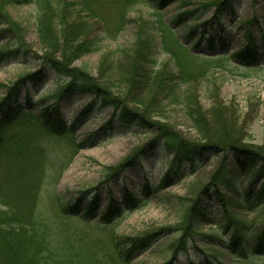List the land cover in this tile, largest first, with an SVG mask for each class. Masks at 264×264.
Returning <instances> with one entry per match:
<instances>
[{
	"label": "rangeland",
	"instance_id": "374dc122",
	"mask_svg": "<svg viewBox=\"0 0 264 264\" xmlns=\"http://www.w3.org/2000/svg\"><path fill=\"white\" fill-rule=\"evenodd\" d=\"M87 1L88 3L85 1L82 4L87 5L88 10L94 11L99 16V18H91L89 14L82 15L88 27L87 36L90 40H95L98 50L71 63L68 62L70 63L68 65L72 68H85L86 72L91 73L95 79L108 77L107 85L112 87L114 92H119L121 97L127 95L128 86L120 80L122 79L120 73L128 65L127 58H133L137 44L145 37L152 41V63L148 64V69L154 73V76L156 73L176 75L178 70L173 56L163 47L162 29L167 26L176 27L172 21L177 15L184 11L205 7V3L213 0H194L183 4L177 1L159 11L154 10L150 3L143 1L135 6H130L131 0ZM0 4L1 8H5L6 5L3 2ZM233 6L236 12L233 16L236 20L235 24L228 21L229 17H225L224 31L219 30L215 24L213 28L211 25L207 27L210 35L223 39L225 51L229 54L245 45L246 38L243 37V33L249 27L246 23L252 22L253 35L258 43L264 39V18L262 17L264 16V0H234ZM6 9L19 25L20 39L30 52L19 62L10 61L0 66V85L4 89L10 87L22 75L42 72L43 58L49 55L58 58L60 55L46 51L48 48L45 43H42L36 28L37 10L34 4L11 3L6 6ZM123 10L125 11L122 13ZM214 11L212 6L206 7L203 21L210 19ZM121 13L124 14L123 17ZM5 27L8 25H0V31H3ZM189 27L191 24L185 23L176 27V31L182 35ZM200 31L201 29L198 30ZM10 34L3 32L0 38V51H5L12 46V44H6L10 40ZM193 42L194 40L188 41V44L191 45ZM215 47L216 51L220 52V39L216 40ZM207 51L208 45L203 42L201 52ZM124 52L127 54H123ZM199 60L204 58L200 57ZM244 65L254 67L258 73L247 77L243 74V69L235 68L231 71L217 66L209 67L205 72L193 70V73L206 74L198 75L187 83L173 78L167 82L168 89L159 97H157L159 93L156 97L154 95V82L147 84L144 90L145 97L148 99L155 97L158 112L153 117L154 124L145 130L146 132L138 129L127 131L117 119H113L111 132L108 129V123L112 117L111 108H101L100 101H97L93 111L83 117L82 112L90 102V96L82 98L78 95L65 94L62 97L58 105L63 120L67 127L75 124L76 133L73 139L69 134L63 136L43 134L45 136L42 142L54 154L74 155L63 173H54L50 166L46 167V175L35 200V215L44 226L43 228L49 229L51 236H56L55 241H62L63 251H66V254H72L73 245L85 244L86 247H92V241H98L99 244L93 246L91 252L99 251L101 255H109L110 252L100 248V244L108 243L112 233L140 235L166 229L167 232L160 235L148 249L136 256L133 264H192L193 262L200 264L205 254L217 253L224 254L221 256L223 261L231 262L230 256L221 249L220 240L211 238L219 232L222 233L220 238L226 240L225 230L224 233L223 230L220 231L225 228H221L219 224L221 222L217 202L220 197L219 191L217 188H212L206 195L201 194L222 164L223 156L206 152L200 163L198 160V170L191 173L189 166L184 162L180 164V161L172 154L167 153L160 141H157L160 144L156 148L151 141L157 139L154 134L158 132L156 130L166 128L174 135L181 137L183 141L193 144L203 142L201 131L194 125L190 116L197 110L189 106L186 100L188 94H193L200 110L197 113L207 115L211 109H214L219 114V117L215 119L218 126L222 125L225 130H230L235 135L237 132L241 133L240 136L244 142L264 152V52L256 64L246 62ZM45 73L52 74H49L45 82L36 89V86L32 87L33 96L45 99L43 104L48 106L56 103L54 96L60 84L55 82L57 80L55 72L46 71ZM4 89L0 88V100L6 96ZM158 90L160 92V88ZM79 144L80 148L74 152ZM143 147L144 150L138 158L127 162L123 169L107 179L108 169L114 170L137 149ZM173 165L175 168L171 169ZM179 171L182 173L181 179H178L176 175ZM168 174L169 177L166 179ZM247 180L244 184L248 183ZM147 185L150 189L148 196H145L149 197L147 203L142 206L135 202L123 205L122 212L112 219L114 223L104 226L102 217L108 212L111 198L124 203L128 193L139 195ZM219 190L227 194L226 190ZM82 191L88 193L79 202L77 198ZM55 192L61 196V199L70 203L72 209H69L66 214L62 213L61 202L57 201ZM231 194L228 195V199ZM94 196H98L99 204L96 203L95 212L91 217L101 221L102 225H98L96 221L87 222L68 217V214L84 215L89 211V205L94 202ZM198 196L202 197V203L209 205L208 210L210 208L211 212L208 218L209 223L195 224L193 228L197 235L195 242L190 244L188 251L180 250L175 253L174 245L180 239V229H187L184 225L186 212ZM64 207L69 208V206ZM248 216L254 218L252 214ZM205 235L207 237H203ZM109 260H111L110 257L106 261ZM258 263L264 264V259L261 258Z\"/></svg>",
	"mask_w": 264,
	"mask_h": 264
},
{
	"label": "trees",
	"instance_id": "16d2710c",
	"mask_svg": "<svg viewBox=\"0 0 264 264\" xmlns=\"http://www.w3.org/2000/svg\"><path fill=\"white\" fill-rule=\"evenodd\" d=\"M85 1L88 3L87 0H0L6 6L11 3L34 4L37 10L36 28L42 43L48 48L46 51L60 54L58 58L51 55L43 58L42 72L22 75L6 89L0 85V88L6 90V96L0 100V264H104L109 257L111 260L106 264H133L139 253L148 249L160 235L168 231L165 229L140 235L112 233L108 243L100 244V248L110 252L109 255H101L99 251L91 252L92 247L99 244L98 241H92V247H86L85 244L73 245L72 254L68 255L63 251L62 241H55L56 236H51L49 229L43 228L35 215V200L43 184L46 167L50 166L54 173H63L74 155L54 154L42 142L45 136L43 134L50 136L69 134L73 139L76 133L75 124L71 127L66 126L58 105L65 94L78 95L82 98L91 97L82 112L83 117L93 111L97 101H100L101 108H111L112 117L108 123L111 132L113 119H117L127 131L138 129L146 132L145 130L154 124L153 117L158 112L156 94L159 93L157 95L159 97L168 89L169 80L176 78L187 83L198 75L206 74L193 73V70L205 72L207 68L215 66L231 71L235 68L243 69V74L247 77L258 73L254 67H247L244 64L246 62L256 64L261 59L264 39L261 40L262 44L258 43L253 35L252 22L246 23L249 27L243 33V37L246 38L245 45L232 54L225 51L223 39L210 35L207 27L211 25L213 28L217 25L219 30L224 31L225 17H229L228 21L235 24L234 0H213L205 3V7L184 11L175 17L172 23L176 27L185 23L191 24L184 34H178L176 27L172 26L162 29L164 50L173 56L178 73L176 75L156 73L154 76L148 69V64L152 63L153 43L145 37L137 44L133 58H127L128 65L120 73L122 78L120 80L128 86L127 95L120 97L119 92H114L112 87L107 85L108 77L95 79L85 68H72L68 65L98 50L95 40H90L87 36L88 27L82 15L89 14L91 18L99 16L88 10L87 5L82 4ZM142 1L150 3L154 10L159 11L177 1L183 4L194 0H131L129 4L135 6ZM6 6L1 8L0 4V25H8L0 31V38L3 32L11 33L6 44L12 46L0 51V66L10 61L19 62L30 52V49L23 45L18 32L19 25ZM211 6L215 10L212 17L203 21L204 9ZM122 13L121 17L124 16ZM262 17L264 18L263 15ZM217 39H220V52H217L215 47ZM193 40L191 45L188 44V41ZM203 42L208 45V51L204 53L201 52ZM200 57L204 60H199ZM44 71L55 72L57 76L55 82L60 84L54 96L56 103L48 106L43 104L45 99L33 96L32 86H36V89L45 82L49 74H52ZM152 81L155 97L148 99L144 90ZM186 100L189 106L197 110L190 116L194 125L201 131L203 142L193 144L183 141L181 137L165 128L156 130L158 132L154 134L157 139H152L151 144L156 148L162 143L167 153L172 154L180 164L184 162L189 166L191 173L198 170V165L206 152L223 156L222 164L201 194L206 195L212 188L219 191L220 197L217 199L221 216L219 224L221 228H225L220 231L223 230L224 233L225 230L226 240L221 239L222 233L219 232L211 238L220 240L221 249L230 256L231 262L223 261L221 256L224 254L217 253L205 254L200 264H261L258 262L261 258L264 259V152L244 142L241 133L237 132L235 135L234 132L225 130L222 125L218 126L215 119L219 114L214 109L207 115L197 113L200 110L193 94H188ZM13 129L15 131L12 132ZM79 148L80 144L75 147L74 152ZM143 150L144 147L137 149L114 170L108 169L107 179L123 169L127 162L138 158ZM173 168L174 165L171 169ZM181 174L180 171L176 173L178 179L182 178ZM168 177L169 174L166 179ZM246 180L248 183L244 184ZM219 189L226 190L227 194ZM87 193L82 191L77 201L81 202ZM149 193L147 185L139 195L128 193L124 203L111 198L108 212L102 217L104 226L114 223L112 219L122 212L123 205L135 202L142 206L147 203L149 197L145 196ZM228 193H232L229 199ZM55 195L57 201L61 202L63 214L72 209L68 201L61 199L57 192ZM201 198L196 197L186 212L184 225L187 229H180V239L174 245L175 253L180 250L188 251L190 244L195 242L197 236L193 229L195 224L209 223L210 208L208 210L209 205L202 203ZM93 201L89 205V211L84 215L68 214V217L87 222L96 221L98 225H102L101 221L91 217L95 212L96 203L99 204L98 196H94ZM248 214H252L254 218H249Z\"/></svg>",
	"mask_w": 264,
	"mask_h": 264
}]
</instances>
